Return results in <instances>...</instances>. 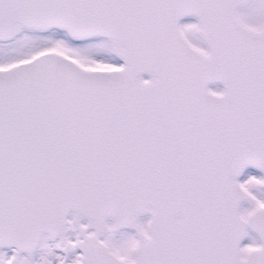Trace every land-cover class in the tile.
<instances>
[{"label": "snow or ice", "instance_id": "snow-or-ice-1", "mask_svg": "<svg viewBox=\"0 0 264 264\" xmlns=\"http://www.w3.org/2000/svg\"><path fill=\"white\" fill-rule=\"evenodd\" d=\"M0 264H264V0H0Z\"/></svg>", "mask_w": 264, "mask_h": 264}, {"label": "rangeland", "instance_id": "rangeland-1", "mask_svg": "<svg viewBox=\"0 0 264 264\" xmlns=\"http://www.w3.org/2000/svg\"><path fill=\"white\" fill-rule=\"evenodd\" d=\"M192 18H186V20H191Z\"/></svg>", "mask_w": 264, "mask_h": 264}]
</instances>
